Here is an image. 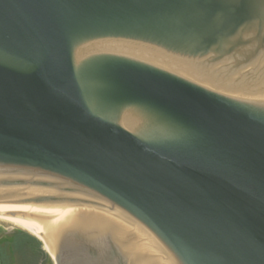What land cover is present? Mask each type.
I'll return each mask as SVG.
<instances>
[{
    "label": "water",
    "instance_id": "1",
    "mask_svg": "<svg viewBox=\"0 0 264 264\" xmlns=\"http://www.w3.org/2000/svg\"><path fill=\"white\" fill-rule=\"evenodd\" d=\"M6 205L17 264H264V0H0Z\"/></svg>",
    "mask_w": 264,
    "mask_h": 264
},
{
    "label": "bare ground",
    "instance_id": "2",
    "mask_svg": "<svg viewBox=\"0 0 264 264\" xmlns=\"http://www.w3.org/2000/svg\"><path fill=\"white\" fill-rule=\"evenodd\" d=\"M25 214H28V218L25 216ZM36 216H38L37 218L41 219L35 218ZM0 218L19 224L28 229L30 232L38 235L43 241L45 240L43 234H39L38 232L46 224L48 219L46 215L38 211L7 205L0 206ZM34 219L38 221H35ZM48 252L54 257V252L51 250L49 245Z\"/></svg>",
    "mask_w": 264,
    "mask_h": 264
},
{
    "label": "rangeland",
    "instance_id": "3",
    "mask_svg": "<svg viewBox=\"0 0 264 264\" xmlns=\"http://www.w3.org/2000/svg\"><path fill=\"white\" fill-rule=\"evenodd\" d=\"M34 220L38 221L36 219H34ZM14 228L22 230V231L28 233L29 235H32L35 238H38V239L42 240L38 235L30 232L28 229L24 228L23 226H21L19 224H16V223H14L12 221H8L6 219L0 218V245L4 244V245H6L8 247L12 264H16L17 263L16 260H15L16 263H14V259L12 257V255L16 256L15 255V250H14V245H13V237H9L6 234L9 233ZM45 264H56L55 259L53 258V256L49 252H48V256H47V260H46Z\"/></svg>",
    "mask_w": 264,
    "mask_h": 264
},
{
    "label": "crops",
    "instance_id": "4",
    "mask_svg": "<svg viewBox=\"0 0 264 264\" xmlns=\"http://www.w3.org/2000/svg\"><path fill=\"white\" fill-rule=\"evenodd\" d=\"M31 236H32V235H31ZM1 245H2V244H1ZM1 245H0V264H2ZM13 251H14V250H13ZM12 257H13V259H14V263H16V262H15V260H16L15 257H16V256H13V255H12ZM16 261H17V260H16ZM16 264H17V263H16Z\"/></svg>",
    "mask_w": 264,
    "mask_h": 264
},
{
    "label": "trees",
    "instance_id": "5",
    "mask_svg": "<svg viewBox=\"0 0 264 264\" xmlns=\"http://www.w3.org/2000/svg\"><path fill=\"white\" fill-rule=\"evenodd\" d=\"M24 234H26V238L28 239V234L27 233H24ZM29 238H35L34 236H32V237H29ZM20 241L22 240V241H26L25 239H19ZM24 245H25V242H24Z\"/></svg>",
    "mask_w": 264,
    "mask_h": 264
},
{
    "label": "flooded vegetation",
    "instance_id": "6",
    "mask_svg": "<svg viewBox=\"0 0 264 264\" xmlns=\"http://www.w3.org/2000/svg\"><path fill=\"white\" fill-rule=\"evenodd\" d=\"M17 239H15L14 241L16 242Z\"/></svg>",
    "mask_w": 264,
    "mask_h": 264
}]
</instances>
